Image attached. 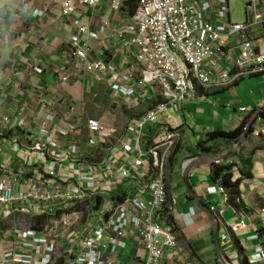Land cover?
Wrapping results in <instances>:
<instances>
[{
    "label": "built area",
    "instance_id": "2783aa9c",
    "mask_svg": "<svg viewBox=\"0 0 264 264\" xmlns=\"http://www.w3.org/2000/svg\"><path fill=\"white\" fill-rule=\"evenodd\" d=\"M37 1L21 0L20 10L28 13L36 8ZM103 1L40 0L36 14L42 17L56 9L72 21L80 34H89L96 40L108 24L88 33L80 9L96 8ZM109 1L114 11L129 10L125 6L127 0ZM242 2L245 18L233 21L229 0H136L131 24L117 34L137 49V77L120 72L113 62L92 60V48L82 44L78 35L71 38L77 63L87 72L109 74L114 101L134 102L140 99L139 91L147 88L156 91L160 101L127 128L133 142L122 143L119 149L131 165L107 162V177L116 181L110 199L95 194L101 184L97 182L99 177L80 171L85 163L76 158L75 146L70 152L71 164L79 172L74 179L62 181L52 161L70 164L66 163L68 158L53 151L57 146L47 125L40 130L39 141L27 147L28 152L40 154L36 163L43 165L47 159L40 171L43 179L34 173L27 177L22 171L12 176L0 168V264H191L186 262L183 249L167 225L168 212L173 210L176 198L171 196L168 206L165 170L181 142L180 134L167 121L168 108L187 103L197 86L224 88L264 72V33L256 35L257 27L264 26V0ZM125 33L130 38L125 39ZM259 104L264 106V99ZM54 121L53 115L47 117L48 125ZM7 122L3 118V124ZM148 125L153 130L148 131ZM87 128L94 135L104 131L94 119L88 120ZM251 135L264 137V119ZM19 148L16 145L13 151L18 152ZM122 181L128 184L121 194L114 188ZM131 189L135 192L128 194ZM208 192L221 193L225 203L228 201L221 185L210 187ZM144 195L146 201L141 199ZM209 210L218 225H224L223 212L215 207ZM192 215V211L181 215V220L187 222L185 226L191 225ZM260 220L264 226V213ZM246 227L241 220L230 232ZM130 247L133 254L128 252ZM238 258L235 254L227 264L238 262ZM262 262L264 245L258 246L248 261Z\"/></svg>",
    "mask_w": 264,
    "mask_h": 264
},
{
    "label": "crops",
    "instance_id": "0c3cea01",
    "mask_svg": "<svg viewBox=\"0 0 264 264\" xmlns=\"http://www.w3.org/2000/svg\"><path fill=\"white\" fill-rule=\"evenodd\" d=\"M20 3L21 0H0V168L12 176L22 171L27 173V177L34 173L43 179L40 171L47 159L43 165L36 163L40 154L28 152L27 147L39 141L40 130L47 125L57 146L53 151L61 158H68L66 163L70 164L52 161L62 181L74 179L79 172L71 164L70 152L75 146L76 158L85 163L80 171L99 177L97 182L101 184L95 188V194L110 199L113 182L116 181L108 179L106 164L111 160L131 165L130 159L122 155L120 144L133 142V137L127 132L128 126L153 109L160 97L156 91L147 88L139 91L140 99L134 102L114 101L110 96L109 74L87 72L83 65L77 63L72 55L71 38L78 35L82 44L87 43L92 48V60L113 62L120 72H130L137 77V49L127 45L117 34L131 24L130 10L114 11L109 0H104L96 8L80 9L81 21L88 28V33L97 32L105 23L108 24L95 40L89 34H80L72 21L62 17L56 9L42 17L37 16L40 0L28 13L20 10ZM263 33L264 26L257 27L256 35ZM124 37L128 39L130 35L125 33ZM35 69L41 72L37 73ZM263 99L264 72H261L224 88L197 86L187 103L168 108L167 121L180 134L181 142L170 156L165 170L168 206L171 196L176 198L173 210L166 211L167 225L171 226L188 263L221 264L210 207L223 212L224 225H219L217 242L224 259L229 260L238 254V262L233 264L248 263L255 249L264 245V226L260 220L264 213V137L251 135L255 126L264 119V106L259 104ZM51 115L55 121L48 125L47 117ZM3 118L9 122L3 124ZM90 119L102 124V135L89 132L87 122ZM248 122L251 125L241 148L224 161L216 159L231 152L238 141L222 143L217 155L199 152L197 143L205 140L208 133L233 131L241 124L246 127ZM148 128V131L153 130L152 125ZM16 145L20 146L18 152L13 151ZM46 154L50 156L48 152ZM198 155H202L199 159L202 163L187 173L193 197L184 185L181 165ZM229 163L233 164L231 180L240 179L237 205L229 204L228 195L225 203L221 193L208 192L210 187L220 185V181L214 179V168ZM240 170L249 177H241ZM223 174L225 170L219 178ZM127 184L128 181L120 182L114 191L122 194ZM179 184L184 187L182 201H178V194H174ZM190 211L193 212L192 223L185 226L187 222L181 220V215ZM241 220L247 227L236 233L230 232ZM130 251L133 254V247Z\"/></svg>",
    "mask_w": 264,
    "mask_h": 264
},
{
    "label": "trees",
    "instance_id": "16d2710c",
    "mask_svg": "<svg viewBox=\"0 0 264 264\" xmlns=\"http://www.w3.org/2000/svg\"><path fill=\"white\" fill-rule=\"evenodd\" d=\"M135 5L132 9H130V13L133 14L136 9V0H133ZM244 124H241L239 127L234 129L233 131L224 132V131H213L206 135V139L197 143V148L199 152L202 154H210V155H217L219 154V148L222 143L231 144L236 143L243 133ZM233 164L229 163L224 166L215 167L214 168V179H218L220 181V185L224 187L230 205H237L236 201L240 199V192L238 191V186L240 179L231 180V168ZM225 170V174L219 178L221 172ZM241 173V177H249L248 174L244 173L243 171H239ZM170 222V219H169ZM170 224V223H169ZM244 264H249L245 262Z\"/></svg>",
    "mask_w": 264,
    "mask_h": 264
},
{
    "label": "water",
    "instance_id": "95a60500",
    "mask_svg": "<svg viewBox=\"0 0 264 264\" xmlns=\"http://www.w3.org/2000/svg\"><path fill=\"white\" fill-rule=\"evenodd\" d=\"M254 120V119H253ZM251 125V122H248L241 137L239 138L238 142L236 143V146L235 148L227 153L226 155H223L219 158L216 159V161H224L226 158L232 156L236 151H238L240 148H241V145L246 137V133H247V130L248 128L250 127ZM198 158V159H197ZM202 158V155H198L196 156V158L194 159H190L188 160V162L185 163V165L181 168V176H182V179H183V182H184V185L187 189V192L192 195H193V192L189 186V184L187 183V173L190 169L194 168L196 165H200L202 163V161H200L199 159ZM213 161V160H211ZM211 216L214 218V230H213V234H214V240H215V243H216V246H217V249H218V253H219V261L221 262V264H227V261L228 259H224L223 255L221 254L220 250H219V246H218V242H217V232H218V229H219V225L218 223L215 221V216L214 214L212 213Z\"/></svg>",
    "mask_w": 264,
    "mask_h": 264
},
{
    "label": "rangeland",
    "instance_id": "374dc122",
    "mask_svg": "<svg viewBox=\"0 0 264 264\" xmlns=\"http://www.w3.org/2000/svg\"><path fill=\"white\" fill-rule=\"evenodd\" d=\"M125 5L127 7V9H132L135 5V2H133V0H127L125 2ZM229 5L231 8V16H232V20L233 21H242L245 18V14H244V7H243V2L242 0H229ZM184 191V187L182 186V184L178 186V188L174 189V194H178L177 196V200L178 201H182V196H181V192ZM135 189H131L128 191V194L134 193ZM142 201H145L147 199L146 195L141 197ZM24 218H21V221H23ZM130 250H128L129 252Z\"/></svg>",
    "mask_w": 264,
    "mask_h": 264
}]
</instances>
